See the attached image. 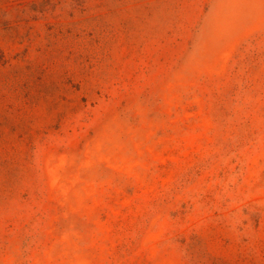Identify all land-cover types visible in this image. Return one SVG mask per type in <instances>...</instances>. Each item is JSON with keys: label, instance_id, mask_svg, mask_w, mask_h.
<instances>
[{"label": "rangeland", "instance_id": "374dc122", "mask_svg": "<svg viewBox=\"0 0 264 264\" xmlns=\"http://www.w3.org/2000/svg\"><path fill=\"white\" fill-rule=\"evenodd\" d=\"M0 264H264V0H0Z\"/></svg>", "mask_w": 264, "mask_h": 264}]
</instances>
